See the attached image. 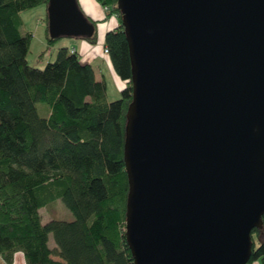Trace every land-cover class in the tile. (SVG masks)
<instances>
[{
	"label": "water",
	"instance_id": "water-1",
	"mask_svg": "<svg viewBox=\"0 0 264 264\" xmlns=\"http://www.w3.org/2000/svg\"><path fill=\"white\" fill-rule=\"evenodd\" d=\"M133 65L134 264H249L264 229V0H118ZM52 38L93 36L50 0Z\"/></svg>",
	"mask_w": 264,
	"mask_h": 264
},
{
	"label": "trees",
	"instance_id": "trees-1",
	"mask_svg": "<svg viewBox=\"0 0 264 264\" xmlns=\"http://www.w3.org/2000/svg\"><path fill=\"white\" fill-rule=\"evenodd\" d=\"M49 2L0 0V264H14L18 254L26 264H134L126 239L125 166L133 65L118 0H96L118 22L104 42L126 83L114 102L92 65L67 47L43 69L29 65L34 35L22 32V13ZM90 21L94 35L78 39L95 45L99 22ZM46 31L50 44L62 39L51 37L48 18ZM57 201L74 220L43 224L41 210ZM262 233L253 232L249 264H264V241L257 246L254 238Z\"/></svg>",
	"mask_w": 264,
	"mask_h": 264
},
{
	"label": "rangeland",
	"instance_id": "rangeland-1",
	"mask_svg": "<svg viewBox=\"0 0 264 264\" xmlns=\"http://www.w3.org/2000/svg\"><path fill=\"white\" fill-rule=\"evenodd\" d=\"M85 14V13H84ZM86 15V14H85ZM47 18H48V8L45 5L38 6L31 10L25 11L22 13V20L24 22V29H30L33 33L34 37L31 42L30 51L28 54V63L30 66L43 69L50 62L55 61L57 52L60 48H62L63 44H69L72 38H62L57 40L56 42L50 44L47 38ZM101 66L103 69V73L105 75L107 89H108V99L110 102L117 101L121 99L122 92L118 90V87L113 82L108 70L102 61H98L94 67ZM40 114L42 116L45 115V106L42 104L38 105ZM41 214L43 216L46 225L51 221H73L74 216L71 211L64 205L62 201H57L50 205L48 208L42 209ZM264 237V236H263ZM262 236L254 235L255 242L257 246H259L264 238ZM49 246L51 248L56 246L54 241L53 234H50ZM19 258H21V262L25 263V259L22 254H19ZM14 264H20L18 262V258L16 259ZM253 264H262L261 261H255Z\"/></svg>",
	"mask_w": 264,
	"mask_h": 264
},
{
	"label": "crops",
	"instance_id": "crops-1",
	"mask_svg": "<svg viewBox=\"0 0 264 264\" xmlns=\"http://www.w3.org/2000/svg\"><path fill=\"white\" fill-rule=\"evenodd\" d=\"M79 5L82 9V11L86 14V16L93 20V21H98L99 25L97 27V32H98V43L95 45H91L88 42L82 40V39H75L72 40L69 44H63L62 47H67L70 50H75L76 52L79 53L81 60L84 64H90L94 68L95 75L97 80L101 81L104 80L106 81V77L104 75V71L101 66L94 67V65L98 61H102L106 67V70H108L113 82L116 84L118 87L119 91H123V89L126 87V83L123 82L118 75L116 74L111 60L108 55L105 54V47H104V42H105V36L106 34L118 26L117 19L115 17L111 18H106L107 12L104 10L102 6H100L96 0H78ZM27 31H31L30 29H24V22H23V27H22V32L25 33ZM108 88V87H107ZM108 91V89H107ZM109 100V99H108ZM43 224H46V222L43 219ZM18 262L20 264H26L21 262V258H19V254L17 256ZM16 258V259H17ZM58 260V258L54 259ZM25 261V260H24Z\"/></svg>",
	"mask_w": 264,
	"mask_h": 264
},
{
	"label": "built area",
	"instance_id": "built-area-1",
	"mask_svg": "<svg viewBox=\"0 0 264 264\" xmlns=\"http://www.w3.org/2000/svg\"><path fill=\"white\" fill-rule=\"evenodd\" d=\"M104 10L107 12L108 8H104ZM104 51H105V54H106V55L109 54V52H108L107 49H104ZM71 52H72V53H75V50H71Z\"/></svg>",
	"mask_w": 264,
	"mask_h": 264
},
{
	"label": "flooded vegetation",
	"instance_id": "flooded-vegetation-1",
	"mask_svg": "<svg viewBox=\"0 0 264 264\" xmlns=\"http://www.w3.org/2000/svg\"><path fill=\"white\" fill-rule=\"evenodd\" d=\"M261 236L263 237V236H264V233H262ZM263 238H264V237H263Z\"/></svg>",
	"mask_w": 264,
	"mask_h": 264
}]
</instances>
